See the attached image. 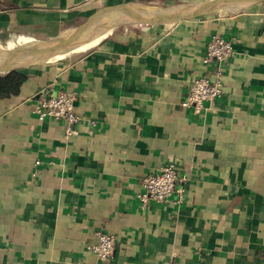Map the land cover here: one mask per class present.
I'll return each instance as SVG.
<instances>
[{
    "label": "crops",
    "instance_id": "crops-1",
    "mask_svg": "<svg viewBox=\"0 0 264 264\" xmlns=\"http://www.w3.org/2000/svg\"><path fill=\"white\" fill-rule=\"evenodd\" d=\"M206 1L0 0V41H45L117 7ZM214 34L234 54L222 96L194 114L183 104L192 80L214 78L201 61ZM93 45L25 68L20 94L0 100V264H100L88 250L98 232L116 241L107 264H264V3ZM58 91L82 118L67 139L34 111ZM168 163L183 202L142 205L143 178Z\"/></svg>",
    "mask_w": 264,
    "mask_h": 264
},
{
    "label": "built area",
    "instance_id": "built-area-1",
    "mask_svg": "<svg viewBox=\"0 0 264 264\" xmlns=\"http://www.w3.org/2000/svg\"><path fill=\"white\" fill-rule=\"evenodd\" d=\"M233 48L230 42L220 35L214 34L207 44L205 54L201 61L205 65L215 66V75L212 80L205 77H197L191 81L184 106L191 109L194 114L203 111L205 102L212 103L222 96V67L233 56ZM75 95L58 91L41 97L35 106V113L38 119L49 118L63 123L64 138L67 139L76 135L75 127L81 122V117L76 113ZM93 126V122L90 123ZM184 177H178L172 163L166 164L158 173L147 175L141 183V192L137 200L142 205L150 203L164 204L172 196H176L175 204L183 202L184 189L177 184H182ZM115 238L107 233H96V243L88 248L89 252L101 264L111 261L114 249Z\"/></svg>",
    "mask_w": 264,
    "mask_h": 264
},
{
    "label": "water",
    "instance_id": "water-1",
    "mask_svg": "<svg viewBox=\"0 0 264 264\" xmlns=\"http://www.w3.org/2000/svg\"><path fill=\"white\" fill-rule=\"evenodd\" d=\"M264 3V0H209L200 4L173 5L163 7H137V10H114L110 13L101 11L90 17L84 23L68 29L60 35L45 41H39L36 47L24 49L6 60H0V76L12 71H18L32 66L44 64L34 63L42 55L52 53L75 37L106 34L115 29L129 26L173 24L179 21L204 17L209 15H226L238 12L249 6ZM139 8V9H138Z\"/></svg>",
    "mask_w": 264,
    "mask_h": 264
},
{
    "label": "bare ground",
    "instance_id": "bare-ground-1",
    "mask_svg": "<svg viewBox=\"0 0 264 264\" xmlns=\"http://www.w3.org/2000/svg\"><path fill=\"white\" fill-rule=\"evenodd\" d=\"M142 7L144 9V7L146 6H142ZM139 8L141 7L139 6ZM114 10H119V11L134 10L135 11L137 10V7L136 6H123V7H117ZM107 13H110V11L105 12V14ZM108 34L109 33L91 34V35L89 34V35L75 37L69 42L63 45H60L58 48H56L60 50L59 52L54 53L53 51L52 53L42 55L38 57L37 59H35L34 63H42V62L47 63V61L51 60L53 56H54L53 59H57L58 57L61 58L63 56V53H61V51L68 50L69 52H75V53L83 52L86 49H88L90 46H92L96 41L99 42L100 40L104 39V37ZM37 44H38V41L34 39H30V41H27L26 39H20L17 41L9 42L6 48L0 47V60L9 59L10 57L15 55L19 51L24 50V49H30L34 46L36 47Z\"/></svg>",
    "mask_w": 264,
    "mask_h": 264
},
{
    "label": "trees",
    "instance_id": "trees-1",
    "mask_svg": "<svg viewBox=\"0 0 264 264\" xmlns=\"http://www.w3.org/2000/svg\"><path fill=\"white\" fill-rule=\"evenodd\" d=\"M27 77L22 70L0 76V100L20 94Z\"/></svg>",
    "mask_w": 264,
    "mask_h": 264
},
{
    "label": "rangeland",
    "instance_id": "rangeland-1",
    "mask_svg": "<svg viewBox=\"0 0 264 264\" xmlns=\"http://www.w3.org/2000/svg\"><path fill=\"white\" fill-rule=\"evenodd\" d=\"M152 7H160V6H152ZM162 7V6H161ZM18 36H16V35H12V36H9V37H7V38H5V39H2L1 41H0V47H2V48H6L7 47V45H8V43L9 42H13V41H15L16 40V38H17ZM27 41H30V39H26ZM34 40H36V39H34ZM36 41H38L39 42V40H36ZM101 41V40H100ZM99 41V42H100ZM98 42V43H99ZM97 44V43H96ZM95 44V45H96ZM2 45V46H1ZM95 45H92L91 47H89L88 49H90V48H92L93 46H95ZM5 46V47H4ZM88 49H86L85 51H87ZM60 50H58V49H55L54 50V53L55 52H59ZM85 51H83V52H85ZM83 52H80V53H83ZM80 53H77V54H75V55H73V56H71V57H69V58H65L64 57V55L60 58V59H53V57H52V61L51 60H49V61H47V63H51V62H55V61H62V60H65V59H70V58H73V57H76L77 55H79ZM24 69H22V71H23Z\"/></svg>",
    "mask_w": 264,
    "mask_h": 264
}]
</instances>
